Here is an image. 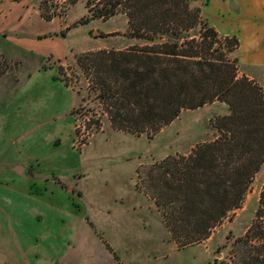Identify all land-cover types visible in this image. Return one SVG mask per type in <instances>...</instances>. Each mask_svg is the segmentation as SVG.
<instances>
[{
  "label": "rangeland",
  "instance_id": "374dc122",
  "mask_svg": "<svg viewBox=\"0 0 264 264\" xmlns=\"http://www.w3.org/2000/svg\"><path fill=\"white\" fill-rule=\"evenodd\" d=\"M89 2L0 0V264H237L264 164L242 206L180 248L139 172L212 140L228 107L183 110L152 136L114 128L76 57L142 41L124 13L90 19Z\"/></svg>",
  "mask_w": 264,
  "mask_h": 264
},
{
  "label": "trees",
  "instance_id": "16d2710c",
  "mask_svg": "<svg viewBox=\"0 0 264 264\" xmlns=\"http://www.w3.org/2000/svg\"><path fill=\"white\" fill-rule=\"evenodd\" d=\"M92 1L90 19L124 13L128 36L142 41L76 57L114 128L152 136L183 110L216 101L228 107L211 120L212 140L139 172L178 246L195 245L242 206L264 164V88L241 73L238 38L220 35L203 17L208 0ZM55 15L42 12L47 21ZM235 243L237 264H264V189L254 221Z\"/></svg>",
  "mask_w": 264,
  "mask_h": 264
},
{
  "label": "crops",
  "instance_id": "0c3cea01",
  "mask_svg": "<svg viewBox=\"0 0 264 264\" xmlns=\"http://www.w3.org/2000/svg\"><path fill=\"white\" fill-rule=\"evenodd\" d=\"M208 10V20L220 35L238 38L235 55L241 73L264 87V0H217Z\"/></svg>",
  "mask_w": 264,
  "mask_h": 264
}]
</instances>
